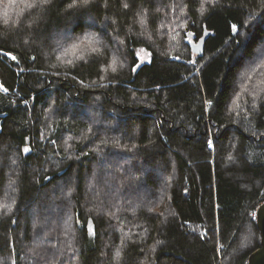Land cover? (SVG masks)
Instances as JSON below:
<instances>
[{"label":"trees","instance_id":"trees-1","mask_svg":"<svg viewBox=\"0 0 264 264\" xmlns=\"http://www.w3.org/2000/svg\"><path fill=\"white\" fill-rule=\"evenodd\" d=\"M30 2L0 0V264H248L264 0Z\"/></svg>","mask_w":264,"mask_h":264},{"label":"rangeland","instance_id":"rangeland-1","mask_svg":"<svg viewBox=\"0 0 264 264\" xmlns=\"http://www.w3.org/2000/svg\"><path fill=\"white\" fill-rule=\"evenodd\" d=\"M136 55H137V58H138V61H139V65H142V64H144V63H147V62H149V54L145 51V50H143V49H138L137 50V52H136ZM11 58H12V56H10ZM264 58H262V56H261V53H258L256 56H255V58L251 61V62H249L248 64H247V67L244 69V71H243V74H241V77H240V84H241V87H244L245 86V84L248 82V80H251L254 84H255V81L256 80H253V79H251L250 78V76H248V75H250L251 74V72L255 69V67H256V64H257V62L258 61H261V60H263ZM253 74V73H252ZM262 75H264V74H262ZM262 75H261V79H262ZM259 82V81H258ZM257 82V87H260V86H262V84H260V82L258 83ZM142 184V183H141ZM161 187V186H160ZM162 188V187H161ZM141 190L142 191H144L146 194L147 193H149L150 192V190L148 189V188H146V187H144L143 185L141 186ZM145 194V195H146ZM148 195V194H147ZM139 198V197H138ZM137 198V199H138ZM147 201H145V203H146ZM143 204V203H142ZM49 215H51V214H47V215H42L41 217H42V219L43 220H49ZM52 218V217H51Z\"/></svg>","mask_w":264,"mask_h":264},{"label":"water","instance_id":"water-1","mask_svg":"<svg viewBox=\"0 0 264 264\" xmlns=\"http://www.w3.org/2000/svg\"><path fill=\"white\" fill-rule=\"evenodd\" d=\"M194 51L200 53V46L194 48ZM256 224L260 232V248L249 256L248 264H264V203L257 209Z\"/></svg>","mask_w":264,"mask_h":264},{"label":"snow or ice","instance_id":"snow-or-ice-1","mask_svg":"<svg viewBox=\"0 0 264 264\" xmlns=\"http://www.w3.org/2000/svg\"><path fill=\"white\" fill-rule=\"evenodd\" d=\"M91 2V0H73V3L71 5H69V7H87L89 5V3ZM50 3V0H31L30 3L27 4V7L29 8H33V7H45ZM128 5L125 4L124 7H127ZM91 39V38H89ZM79 45H73L72 49L75 50L76 48H78ZM92 51H98L97 48H92ZM13 59H15V57H13ZM80 59H83V57H80ZM115 70V69H113ZM120 258V254L119 252H117L116 254V259L118 260Z\"/></svg>","mask_w":264,"mask_h":264}]
</instances>
